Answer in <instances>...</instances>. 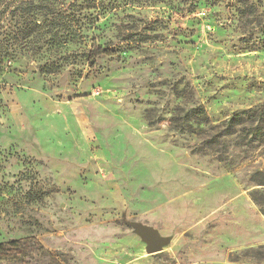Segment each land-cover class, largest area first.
<instances>
[{
  "label": "rangeland",
  "instance_id": "1",
  "mask_svg": "<svg viewBox=\"0 0 264 264\" xmlns=\"http://www.w3.org/2000/svg\"><path fill=\"white\" fill-rule=\"evenodd\" d=\"M22 1L0 0V244L43 249L0 264H264V143L223 125L264 104V0Z\"/></svg>",
  "mask_w": 264,
  "mask_h": 264
},
{
  "label": "trees",
  "instance_id": "2",
  "mask_svg": "<svg viewBox=\"0 0 264 264\" xmlns=\"http://www.w3.org/2000/svg\"><path fill=\"white\" fill-rule=\"evenodd\" d=\"M21 3L25 7H32V5L35 4V0H31L29 2L22 1ZM2 28L3 27H0V33L2 31ZM97 52V54L106 55H111L112 53L106 50H98ZM192 112L197 115V118H199V121L201 123H207L208 118L205 111H203L202 109H194L192 110ZM247 124H249L248 126L250 127L249 131H247L248 126H245ZM223 125L226 127L227 133L233 134L235 133V130L238 129V127H243V131H246V136L244 137V139L247 138V135L251 134L253 136L252 140H249V143H254V141H260L261 143H264V104L257 106L250 111L238 114L230 118L229 120H226ZM260 176L261 178L258 180L262 183V185H264V175ZM254 201L259 203L260 206L264 207V202L262 203L260 199L254 198ZM27 247L36 252H39L43 249L40 242H37L33 239L25 240L23 242L14 241L9 243L8 245L0 244V262L8 260L9 256L12 255L13 252H16V254H22L21 252H23Z\"/></svg>",
  "mask_w": 264,
  "mask_h": 264
},
{
  "label": "water",
  "instance_id": "3",
  "mask_svg": "<svg viewBox=\"0 0 264 264\" xmlns=\"http://www.w3.org/2000/svg\"><path fill=\"white\" fill-rule=\"evenodd\" d=\"M127 225L145 242L146 253L158 254L171 242L170 238L161 237L157 230L148 225L139 222H127Z\"/></svg>",
  "mask_w": 264,
  "mask_h": 264
}]
</instances>
